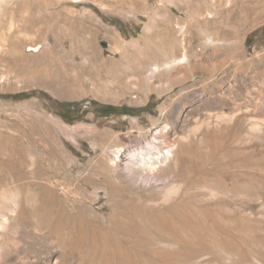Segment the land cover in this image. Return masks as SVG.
I'll return each mask as SVG.
<instances>
[{"label":"rangeland","instance_id":"obj_1","mask_svg":"<svg viewBox=\"0 0 264 264\" xmlns=\"http://www.w3.org/2000/svg\"><path fill=\"white\" fill-rule=\"evenodd\" d=\"M230 9L256 18L234 28ZM189 21V64L138 80L183 54ZM47 95L87 112L66 122ZM164 125L176 189L136 186L117 150ZM7 217L0 264H264V0H0Z\"/></svg>","mask_w":264,"mask_h":264},{"label":"bare ground","instance_id":"obj_2","mask_svg":"<svg viewBox=\"0 0 264 264\" xmlns=\"http://www.w3.org/2000/svg\"><path fill=\"white\" fill-rule=\"evenodd\" d=\"M80 1V0H75ZM43 2V1H42ZM39 3V2H37ZM46 3V2H45ZM21 7H28L27 2H23L20 5ZM15 7V6H14ZM35 7V6H34ZM33 7V9H34ZM32 9V8H31ZM32 12V11H31ZM20 13V12H19ZM34 13V12H33ZM231 13L232 9H230L228 13V20L227 22H232L231 20ZM31 15V14H30ZM29 15V16H30ZM34 16V15H33ZM213 16V15H212ZM210 16V17H212ZM235 18L238 21H233L234 25L232 27H237V24L244 21H254L256 18V14L253 12H250V14H247L246 16L238 15L237 13L232 14V18ZM226 18V19H227ZM32 20V17H31ZM208 20V19H207ZM21 23L24 24L28 23L27 19L21 14ZM31 24V22H30ZM199 24V23H197ZM207 24V23H206ZM167 25L170 26L171 23L167 22ZM188 26H179V33L181 35H175L170 39V43H175L180 41V43L183 46L184 52L181 56L176 58H170L163 63H141L140 65L136 66V71L138 72V80H141V82H146L149 87H154V81L158 74L161 72L162 69H166L168 71H171L176 66H182V65H188L189 64V54L186 44V37H185V29L188 27H192V22L189 21L187 24ZM204 25V24H202ZM208 25V24H207ZM199 28V27H198ZM203 29V27H202ZM201 30V29H200ZM198 34H201V32H198ZM196 36V35H195ZM201 36V35H200ZM193 38V37H192ZM168 40V39H167ZM191 40V38H190ZM224 41V40H223ZM169 43V44H170ZM204 43L206 45H209L211 47H215L216 45L222 43L221 40L216 39L213 36H208L204 39ZM121 69L117 71V75L119 78L126 79L127 73H129L130 68L126 65L120 64ZM187 67V66H185ZM184 68V67H183ZM132 71V70H131ZM169 73V72H168ZM171 73V72H170ZM172 74H170L171 76ZM129 80V79H128ZM169 127L164 125L159 128H156L149 139H146L144 143L138 144L136 146L132 147H122L117 150V158L122 164V171L124 175L130 179L131 182H133L136 186L140 184V182H143L145 184L149 183H157L160 185H164L166 188H168L170 191H173L176 189V179L171 174L169 176L161 177V172L164 171L167 167H169V163L171 160L175 159L176 155V147L171 143L167 138H165V135L168 131ZM176 185V186H175ZM166 195V194H165ZM168 197V194L166 195ZM15 212V211H14ZM14 219L11 217L5 218L2 222H0V229L6 230L11 229L14 226ZM1 239V238H0Z\"/></svg>","mask_w":264,"mask_h":264},{"label":"trees","instance_id":"obj_3","mask_svg":"<svg viewBox=\"0 0 264 264\" xmlns=\"http://www.w3.org/2000/svg\"><path fill=\"white\" fill-rule=\"evenodd\" d=\"M19 98L25 97L21 93L18 94ZM48 100L52 101L54 107L57 110V114L66 122L72 123L75 120H81L83 116L86 114V109H81V104L79 102L74 101H64V100H56L51 98V96L47 95ZM92 106H100V109L106 110L104 112L99 113L100 116H108L110 114H115L114 109L117 108L116 105L107 104V103H99L96 100L91 102ZM150 104V100L145 105V108ZM127 110V106L123 107ZM130 114L128 111L121 112L120 115Z\"/></svg>","mask_w":264,"mask_h":264},{"label":"flooded vegetation","instance_id":"obj_4","mask_svg":"<svg viewBox=\"0 0 264 264\" xmlns=\"http://www.w3.org/2000/svg\"><path fill=\"white\" fill-rule=\"evenodd\" d=\"M106 111V110H103V112Z\"/></svg>","mask_w":264,"mask_h":264}]
</instances>
